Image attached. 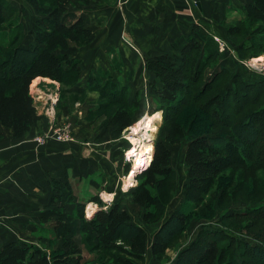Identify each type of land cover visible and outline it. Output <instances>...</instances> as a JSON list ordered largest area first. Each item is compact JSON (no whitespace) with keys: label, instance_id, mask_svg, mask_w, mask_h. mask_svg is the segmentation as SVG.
I'll return each mask as SVG.
<instances>
[{"label":"trees","instance_id":"obj_1","mask_svg":"<svg viewBox=\"0 0 264 264\" xmlns=\"http://www.w3.org/2000/svg\"><path fill=\"white\" fill-rule=\"evenodd\" d=\"M52 1L54 6L47 13H42L43 11L37 8V11L41 12V17L34 23V42L22 45L17 42L18 36H15L11 42L12 47H10L11 43L6 46L0 44V124L10 128L17 137L23 136L42 117L35 108L30 92L31 82L38 76L47 77L68 84L69 86L64 90L68 93L70 85H76L79 80L80 67L78 60L70 57L66 51L70 43L86 44L94 37V33L85 27L80 18L65 23L67 0ZM5 13L4 1L0 0V23L4 21ZM243 15V19L264 22V0H251L245 5ZM243 19L234 22L239 23L234 26L227 24L226 33L229 36H236L240 31L242 32ZM196 31L197 28L193 27L192 35L180 50L179 58L159 55L147 60L149 69L161 83L162 89L171 95L176 96L178 92H185L188 85L199 86L195 96L191 98L195 99L194 101L197 99L201 101L204 94L208 93L210 96L203 100L201 109L209 108L210 118L213 119L212 122L207 123V130L189 132L186 135L183 160L187 181L184 186V201L181 203L182 206L171 212L170 218L161 224L158 223L159 226L154 230L155 238L150 242V254L155 262H161L159 260L166 256V249L176 234L174 230L177 226L182 227L186 223V209L195 206L191 201L201 200L198 196L199 192L218 176L221 171L220 166L228 159V149L235 152L238 163L245 167L264 166V105L262 104L264 78H258L253 70L243 67L231 73L227 67L216 63L204 79L205 69L219 57L220 53L213 39L205 37L203 42H200L193 35ZM262 48H264L262 38L259 40L253 38L250 42L243 41L238 45L237 51ZM240 56L239 59H243ZM17 58L22 59L25 65L17 74L7 73L6 68L12 69ZM96 85L95 88L99 93L97 111L103 112L106 121L118 124L121 128L131 125L134 113L130 108L136 107L138 101L135 100L129 105L126 89L118 87L120 85L113 82L106 81ZM260 88L261 92H259ZM255 91L258 92L256 96L250 97L251 92L255 95ZM259 97L263 98L262 101L260 100L261 103ZM230 98L239 103L236 109L231 111L233 113H227L224 110L225 106L223 107ZM179 100L181 101V97ZM252 105L254 106L250 107ZM111 106L115 108L109 109ZM236 113L239 117L234 119ZM169 117L165 115L163 123H166ZM252 120L261 122V131L257 135H249L250 137L243 139L241 135L244 133V128L251 127ZM212 126L228 128L229 132H220L217 135L209 133ZM181 128L177 121H171L169 128L162 129L163 135L158 134L160 138H154L151 161L139 172L137 177L141 180L132 189V201L146 208L142 218L147 224L157 223L162 217L156 213V209L161 210L163 205L158 189L168 184L175 173V168L171 165V144L183 136ZM248 146L254 149L252 154H249ZM190 191L195 194H188ZM232 215L250 216L257 221L264 218V207L227 210L221 219H227ZM80 220L81 227L87 226L89 229L87 237L94 245V250L101 249L103 255L98 253L90 260L85 259L82 250L70 238H64L61 245L50 251L23 239H13L0 246V264H84L87 261L110 264L109 260L112 264H143L148 234L141 226L131 223L129 214L120 210L118 204L114 203L107 209L97 210L89 220L81 215ZM173 220L175 222L172 224ZM166 227L173 232L163 237ZM210 233V237L213 238L194 239L181 248L176 254L174 264H217L224 257L226 250H230L235 259L252 251V247H247V243L243 240L234 243L230 242L232 239L230 235L221 236L219 231L207 232L208 235ZM216 235L221 237L217 238ZM223 237L227 239L226 242L223 241ZM263 242L264 240H260V243ZM197 244L201 245V252L190 257ZM235 245H239L241 251L234 249Z\"/></svg>","mask_w":264,"mask_h":264},{"label":"crops","instance_id":"obj_2","mask_svg":"<svg viewBox=\"0 0 264 264\" xmlns=\"http://www.w3.org/2000/svg\"><path fill=\"white\" fill-rule=\"evenodd\" d=\"M3 1L5 8L13 4V9L28 11L33 17L32 25L41 17L37 7L28 0ZM250 2L67 0L65 23L80 18L94 33L90 42L83 45L72 42L66 51L79 62V80L75 86H70L69 93L83 95L82 107L76 111L61 104L58 109V118L73 123L69 126L71 140H49L41 146L33 141L38 130L48 126L49 118L43 114V109L48 100L46 92L57 90L53 86H38V91L47 96L34 99L36 111L42 117L23 136H15L10 128L0 124V246L13 241V235H24L13 228L16 227L13 220H17L31 232H37L38 228L43 234L54 237L51 245H61L64 238H70L81 249V235L89 233L87 226L81 227V215L89 220L97 210L107 209L114 203L129 214L131 223L147 232L146 227L151 226L142 218L146 208L132 201L135 181L132 179L131 187L125 184L133 165L125 155L130 148V142L123 137L126 127L106 121L97 111L99 93L96 86H88L89 78L95 85L108 81L124 87L127 101L132 105L140 95L139 80L144 72L149 83L161 86L147 60L159 55L179 58L193 27L197 28L193 35L200 42L205 37L215 43L216 38L223 41L226 38L224 26L242 19L244 7ZM30 34V42L22 45L34 42L33 29ZM218 59L217 65L227 67L231 73L247 61L233 57L240 66L231 69L233 63L229 57L222 54ZM184 150L185 147L183 156ZM90 207L92 210L88 213ZM179 207H173L171 202L167 210L171 213ZM75 235L79 236L78 242ZM147 254L151 255L150 244L144 256ZM174 261L175 257L155 264H174Z\"/></svg>","mask_w":264,"mask_h":264},{"label":"rangeland","instance_id":"obj_3","mask_svg":"<svg viewBox=\"0 0 264 264\" xmlns=\"http://www.w3.org/2000/svg\"><path fill=\"white\" fill-rule=\"evenodd\" d=\"M9 1L11 2L12 0ZM29 2L32 5L36 4V7L40 8L43 11L42 13H47L48 10H52L54 6L52 0H30ZM33 9L36 13L37 11L35 6H33ZM5 11L6 13L4 21L0 23V44H3L5 46L7 44L9 45L11 42H13V38L15 36H18L17 42L21 44H23L24 42H30V33H32V29L34 27V24L32 25L33 17L29 16L30 13L24 9L20 11L16 10L15 8L13 9V4L8 5V7L5 8ZM244 19L243 22H241V33L239 32L236 36H229L226 33V38H224L223 40L225 44L223 49L220 48L218 41L215 40L217 42V51H219L218 53H220V57L223 54L224 57H229V59H231L233 63L231 64V69H233L235 66H240L239 62L235 61L233 57L237 59L239 58V55H241V58L247 60V64L248 62L253 63L254 66L252 67L243 63L241 67L247 70H253L257 74L258 78H264V48L247 51H243L241 49L238 50L240 52L237 51L238 45H240L243 41L250 42L253 38H255L256 40L262 38V41H264V22L247 18L244 21ZM237 24L239 23H230V25L232 26ZM224 28L226 27L224 26ZM12 46L13 44L11 43L10 47ZM218 60L219 59L216 58L209 64L210 66L205 69L203 76L204 79L207 78L212 67L218 62ZM14 62L15 65L12 67V69L11 67L6 68L7 73L12 75L13 73L17 74L18 71H20L21 68L25 65V62L22 61V59L20 60L17 58ZM37 78L40 79L36 81L35 85L30 84V92L33 96V100L36 96L35 91L38 86H53L54 88H57L55 92L51 93L53 94L52 96H56L55 101H52V103H49V101H47V103L45 104L46 107L44 106L43 109V114L47 116L46 118H49V123L47 124L49 127H47L54 129L57 127L71 126L73 124L71 121L57 117L58 109L61 104H65L68 109L74 108L77 111L80 107H82L80 103L83 100V95L77 96L69 92L66 93L64 90L67 88V86H69L68 84H62L55 80L46 81L42 79V77ZM89 79L90 80L88 86H97L94 85V81L92 78ZM225 79H227V77H225ZM139 85L140 95H138L139 98L137 97L136 99L138 101V105L136 107L133 106V108H130V111L134 113L133 122L123 130H126L125 132H123V137L126 136V139L129 136V128H131L130 130L134 134V137L131 139L132 142L133 139H135L133 144L129 141L130 139H127V141L130 142L129 146H133V148L135 147L134 151H136L139 147V143H142L143 140H145L144 137H141V133L144 132L142 129L144 128L146 130V128L149 127L151 128L152 133L150 135V138L148 139L151 140V146L153 148L154 138H158V134H162L163 130L169 128V122L171 121H177L180 124L183 134L181 138L177 139L173 144H171L173 150L172 166L175 168V173L173 174V176H171V179L169 180L170 183L168 182V184L158 189L163 205L161 207V210L156 209V213L157 215L160 214L162 217L159 222L148 224L151 227H146L147 234L149 236L147 245L149 247L152 238L153 240L155 238L153 235L155 227L158 225V223L160 224L167 218H170L172 215V213H170V210H167V206L169 205V203L172 202L173 207H179L182 206V200L184 201V186L187 181V174L186 166L183 160V149L186 146V135L189 132H201L207 130V123L212 122L213 119L210 118L211 115L209 108H206L205 110L201 109L203 100L206 97L210 96L208 93L204 94L201 101H198V99L196 101H194L195 99H191L193 96H195L196 91H198L199 89V86L188 85L185 89V92L182 93L181 91L178 92L176 96H173L168 91L162 89V86H154V84L152 85L151 83H149L148 75H146L145 72L141 75ZM221 87L224 88V86ZM221 87H219V89ZM261 88L259 89V92L262 91ZM46 93L50 94L49 92ZM257 93L258 92L255 91L254 95V92H251L250 97H255ZM42 95L44 97H47L44 94ZM180 97L181 101L179 100ZM260 100L262 101L263 98L259 97V102L261 103ZM97 101L99 102V97ZM228 101L229 102L226 105H223V107L225 106L224 110H226L227 113L231 112L232 110L234 111L236 109L235 107H237L239 104L238 101L236 102L233 98H230ZM262 104L264 105V102ZM50 105L52 107V110L50 109ZM114 106L116 107L117 105ZM114 106H111L109 109L115 108ZM253 106L254 105L250 107ZM76 114L78 113L76 112ZM100 114H103V112H101ZM155 115H157V117L154 119V122H150L151 118ZM165 115H169L170 117L168 118V120H166V123H163V118ZM233 117L234 119H237L239 115L236 113V115ZM251 124V127L247 125L249 128H244V133L241 135L243 139L250 137L249 135H257L258 133H260L261 122L252 120ZM47 127H41L38 130V133L33 136V141L38 146L44 145L49 140H54L48 138L42 143L37 142L36 138L43 136V134L45 133V128ZM210 130L211 131H208L209 133H215L216 135L220 132H229L228 128L219 126H212ZM144 133L146 135V131ZM248 149L249 154H252L254 152V149L251 146H248ZM134 158V152H132V154L129 155V159H131L133 163V165L131 164L132 170L130 171L131 173L129 174V177L126 179L125 184H129L131 180L130 178L133 177L136 186L137 183L140 182L141 178L137 177L139 174V168H134ZM145 158L149 159V156H146ZM151 158L149 161H151ZM220 168L221 171L218 173V176L210 181V183H208V186H206V188H204L202 192H199L200 194H198V196L201 200L191 201L192 204L194 203L196 207L194 206L191 209H186V223L182 227L177 226V229L174 230V232L176 231V234L172 237V242L169 243V247L166 249V256L161 258L159 261H169L171 260V258L176 257L177 252L184 246H187L192 240L201 239L204 237L209 238L211 236V233L210 235H208L207 232L219 231V235L221 234V236H223V234L230 235L232 238L230 242L237 243L241 242V240L245 241L248 245L247 247H252V251H248L249 254H243L239 256L238 259H235L234 256L231 255V251L226 250L224 257L217 264H264V242L260 243V240H264V218L254 221V219L250 216H233V214L227 219H221V216L227 210H245L260 206L264 207V166L245 167L243 164L238 163L235 152L231 149H228V159L224 164H222V166H220ZM135 174L137 175L135 176ZM193 193L195 194V192L190 191V193L188 194ZM91 210L92 208L90 207L87 209V212L89 213L91 212ZM174 222L175 221L173 220L172 224ZM225 225H228L230 227L226 228ZM13 226H16L13 228H17L18 231L24 233V235H13L14 239L22 238L24 241L43 247L44 250L46 249V251H50L51 249L53 250V248L56 249L60 245L58 243H54L55 246L53 244L51 245V243H53L52 240L54 239V237L43 234L40 230H38V228L35 229V231L37 232H31L17 220H13ZM172 232L173 230H170V228L166 227L165 232L162 236H167ZM201 232L203 234H200ZM87 236V234L81 235V238H83V240L81 241V243L79 242L83 251L84 258L90 260L95 256V254L99 253L103 255L101 249L94 250V245L89 242L90 240ZM216 236L217 238L221 237L218 235ZM74 238L77 239V242L79 241L78 235H75ZM226 240L227 239L225 238L223 239L224 242H226ZM49 246L50 248L48 250L47 248ZM201 248V245L197 244L194 247L190 257L199 254L201 252ZM234 249L241 251L242 248L239 245H235ZM241 260L244 261L241 262ZM109 263L112 264V261L109 260ZM142 263L155 264V260L151 257V255L147 254L143 258ZM84 264H97V262L87 261Z\"/></svg>","mask_w":264,"mask_h":264},{"label":"built area","instance_id":"obj_4","mask_svg":"<svg viewBox=\"0 0 264 264\" xmlns=\"http://www.w3.org/2000/svg\"><path fill=\"white\" fill-rule=\"evenodd\" d=\"M216 40L218 41V43H219V46H220V48L221 49H223V47L225 46V44H224V42L222 41V40H220V39H218V38H216ZM244 64L245 65H250V66H252V67H254L253 66V63H249L248 62V64H247V62H244ZM36 96H35V98L34 99H43V95L42 94H44V92H39L38 91V87L36 88ZM50 93V92H49ZM52 93V92H51ZM48 94V100L47 101H49V103H52V101L54 102L55 101V99H56V96H52L53 94ZM47 103V102H46ZM45 103V104H46ZM49 108V107H48ZM50 109L52 110V107H51V105H50ZM47 110V109H46ZM48 112V111H47ZM126 131V130H125ZM128 132H129V134H130V128H129V130H128ZM48 138H51V139H54V140H57V141H66V140H69V139H72V135H71V130H70V128L68 127V126H63V127H57V128H48L47 130H45V133L43 134V136H41V137H37L36 138V140H37V142H39V143H42V142H44L46 139H48ZM128 139V138H127ZM130 149V148H129ZM129 149L125 152V155H126V157L129 159V156L127 155V152L129 151ZM147 167V166H146ZM145 168V166H143V167H140L139 168V171L138 172H140L141 170H143ZM128 177H129V175H128ZM127 177V178H128ZM131 180H130V183L129 184H127V187H131V186H133V177H131L130 178Z\"/></svg>","mask_w":264,"mask_h":264},{"label":"bare ground","instance_id":"obj_5","mask_svg":"<svg viewBox=\"0 0 264 264\" xmlns=\"http://www.w3.org/2000/svg\"><path fill=\"white\" fill-rule=\"evenodd\" d=\"M38 79H40V78H36V79H34L33 80V82H32V85H35V83H36V81L38 80ZM42 79H44V80H50V79H48V78H42ZM157 117V115H155V116H153L152 118H151V120H150V122H154V119ZM149 118V117H148ZM135 126V125H134ZM133 126V127H134ZM131 129V128H130ZM144 132L146 131V135H145V133L143 132V133H141L142 135H141V137H144L145 138V140H143V142L142 143H139V147H138V153H137V150L136 151H134V148H133V146L129 149V151L127 152V155L129 156L130 154H132V152H134V163H135V166H134V168H140V167H143V166H147L148 164H149V160H150V158L152 157V146H151V140H149L148 138H150V135H151V133H152V130H151V128H146V130L143 128L142 129ZM134 134L131 132V130H130V134H129V136H128V139H130L129 141L133 144V142L135 141V139H133V142H132V138L134 137L133 136ZM146 136H147V138H146ZM139 141V140H138ZM138 144V143H137ZM137 153V154H136ZM151 153V154H150ZM148 154H150V155H148ZM146 156H149V159L148 158H145ZM110 196V195H109ZM109 199V198H108Z\"/></svg>","mask_w":264,"mask_h":264}]
</instances>
